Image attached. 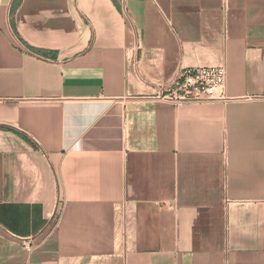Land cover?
<instances>
[{
    "label": "crops",
    "instance_id": "obj_1",
    "mask_svg": "<svg viewBox=\"0 0 264 264\" xmlns=\"http://www.w3.org/2000/svg\"><path fill=\"white\" fill-rule=\"evenodd\" d=\"M0 264H264V0H0Z\"/></svg>",
    "mask_w": 264,
    "mask_h": 264
},
{
    "label": "built area",
    "instance_id": "obj_2",
    "mask_svg": "<svg viewBox=\"0 0 264 264\" xmlns=\"http://www.w3.org/2000/svg\"><path fill=\"white\" fill-rule=\"evenodd\" d=\"M224 67L182 68L175 80L159 88L155 99L178 105L227 101Z\"/></svg>",
    "mask_w": 264,
    "mask_h": 264
}]
</instances>
